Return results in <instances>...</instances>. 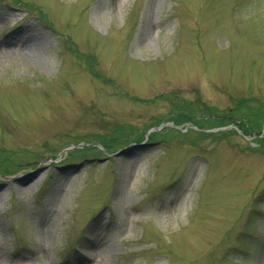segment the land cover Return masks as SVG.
Masks as SVG:
<instances>
[{
    "label": "rangeland",
    "instance_id": "obj_1",
    "mask_svg": "<svg viewBox=\"0 0 264 264\" xmlns=\"http://www.w3.org/2000/svg\"><path fill=\"white\" fill-rule=\"evenodd\" d=\"M240 102L264 0H0V264H264Z\"/></svg>",
    "mask_w": 264,
    "mask_h": 264
},
{
    "label": "trees",
    "instance_id": "obj_2",
    "mask_svg": "<svg viewBox=\"0 0 264 264\" xmlns=\"http://www.w3.org/2000/svg\"><path fill=\"white\" fill-rule=\"evenodd\" d=\"M19 7L21 8H25L28 10H31L32 8H34V6H32L30 3L26 4L21 2ZM40 15L42 17L43 20H45V24L47 25V27H49L50 29H53V24H51L50 20H48V14L42 10L40 11ZM47 15V16H46ZM48 17V18H47ZM245 102V100H244ZM244 102H240V105L238 108H236L235 110H233V112L231 114L228 115V119L231 120H236V116L238 115L240 117L241 120H239V122L237 123V126L239 129H242L246 134L250 133V134H254L256 135L258 138H256V143H260V144H264V133H262V127H263V123H264V105L260 106L263 107L260 110L259 109H255L252 110L250 108L247 107V105L244 107ZM243 109H246V112H243ZM232 111V110H231ZM181 111L175 112V114L172 116V121L175 122V124L177 125H183L185 123H190L191 125H197L200 128H207V126H204L205 124H201V120L200 119H195V118H191L190 116H187L188 114H182L180 113ZM219 118L221 117H225V115H218ZM228 120V121H231ZM227 121V120H225ZM218 122L215 121V123L213 124H217ZM224 123L220 124V125H216V127H222ZM228 125V124H227ZM234 131V130H233Z\"/></svg>",
    "mask_w": 264,
    "mask_h": 264
},
{
    "label": "bare ground",
    "instance_id": "obj_3",
    "mask_svg": "<svg viewBox=\"0 0 264 264\" xmlns=\"http://www.w3.org/2000/svg\"><path fill=\"white\" fill-rule=\"evenodd\" d=\"M21 182H22V181L19 179L17 183H19V184H20Z\"/></svg>",
    "mask_w": 264,
    "mask_h": 264
}]
</instances>
